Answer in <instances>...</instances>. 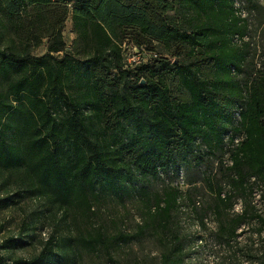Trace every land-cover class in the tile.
<instances>
[{"label": "trees", "instance_id": "trees-1", "mask_svg": "<svg viewBox=\"0 0 264 264\" xmlns=\"http://www.w3.org/2000/svg\"><path fill=\"white\" fill-rule=\"evenodd\" d=\"M236 12L231 0H0V42L8 39L0 44V173H17L19 185L57 209H83L95 192L118 193L135 175L156 178L199 141L211 151L229 146V191L206 182L219 217L236 192L252 194V178L264 201V71L242 84L234 78L246 59ZM69 15L83 60L65 51ZM44 39L40 56L15 42ZM147 42L165 54L146 50ZM123 45L149 58L125 67ZM167 198L157 225L173 220L176 198ZM252 223L264 236V212L246 208L219 229L238 242ZM123 239L95 242L108 254ZM52 240L37 256L0 255V264H72ZM183 258L172 244L160 264Z\"/></svg>", "mask_w": 264, "mask_h": 264}, {"label": "rangeland", "instance_id": "rangeland-1", "mask_svg": "<svg viewBox=\"0 0 264 264\" xmlns=\"http://www.w3.org/2000/svg\"><path fill=\"white\" fill-rule=\"evenodd\" d=\"M231 1L246 26L245 37L236 42L246 55L242 71L234 74L242 84L254 71H264V0ZM61 34L65 51L83 60L70 15ZM15 42L18 50L30 55L46 52L45 39L39 45ZM0 44H8L6 36ZM144 47L165 54L157 42H147ZM228 150L225 144L211 151L198 141L192 154L177 156L175 165L156 178L135 175L134 182L124 183L118 193L95 192L83 209H57L19 185L20 175L2 172L0 199L18 194L0 207V255L7 261L30 259L53 239L50 246L66 252L72 264H160L172 244L182 246L184 258L180 264H264V236L255 234L254 223L241 228L247 232L238 242L225 240L219 229L221 222L227 224L241 209L253 214L264 212L261 184L254 178L249 180L252 194L236 192L232 208L223 205L220 217L216 212L214 192L206 182L210 180L214 190L218 186L223 193L229 191ZM168 195L176 198L171 206L173 220L165 226L157 225V215ZM117 235L125 239L113 242L108 254L95 242L98 237L109 240Z\"/></svg>", "mask_w": 264, "mask_h": 264}, {"label": "built area", "instance_id": "built-area-1", "mask_svg": "<svg viewBox=\"0 0 264 264\" xmlns=\"http://www.w3.org/2000/svg\"><path fill=\"white\" fill-rule=\"evenodd\" d=\"M124 65L125 67H134L141 63H144L147 59L141 51H138L135 47L122 46Z\"/></svg>", "mask_w": 264, "mask_h": 264}]
</instances>
